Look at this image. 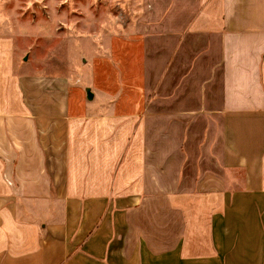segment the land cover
<instances>
[{
	"label": "crops",
	"instance_id": "1",
	"mask_svg": "<svg viewBox=\"0 0 264 264\" xmlns=\"http://www.w3.org/2000/svg\"><path fill=\"white\" fill-rule=\"evenodd\" d=\"M135 1L131 94L0 34V264H264V0Z\"/></svg>",
	"mask_w": 264,
	"mask_h": 264
},
{
	"label": "rangeland",
	"instance_id": "2",
	"mask_svg": "<svg viewBox=\"0 0 264 264\" xmlns=\"http://www.w3.org/2000/svg\"><path fill=\"white\" fill-rule=\"evenodd\" d=\"M133 8L135 0H0V34L16 35L17 44L24 42L20 46L27 56L24 65L71 77L73 97L77 94L84 101L85 88L91 84L106 88L125 83L131 94L138 86L137 56L123 52L137 54L139 41L102 35L122 32ZM31 34L34 40L27 39ZM114 59L132 63L125 78L119 67L106 70Z\"/></svg>",
	"mask_w": 264,
	"mask_h": 264
},
{
	"label": "water",
	"instance_id": "3",
	"mask_svg": "<svg viewBox=\"0 0 264 264\" xmlns=\"http://www.w3.org/2000/svg\"><path fill=\"white\" fill-rule=\"evenodd\" d=\"M86 92H87V97L89 99H92L93 98V93L91 91V89L89 87L86 88Z\"/></svg>",
	"mask_w": 264,
	"mask_h": 264
}]
</instances>
